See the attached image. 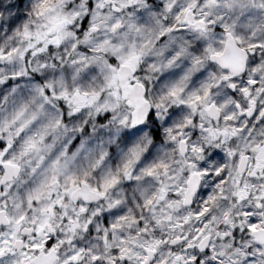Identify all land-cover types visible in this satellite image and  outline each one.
<instances>
[{
	"label": "clouds",
	"instance_id": "clouds-1",
	"mask_svg": "<svg viewBox=\"0 0 264 264\" xmlns=\"http://www.w3.org/2000/svg\"><path fill=\"white\" fill-rule=\"evenodd\" d=\"M262 113L264 0H0V208L58 264H264Z\"/></svg>",
	"mask_w": 264,
	"mask_h": 264
},
{
	"label": "snow or ice",
	"instance_id": "snow-or-ice-1",
	"mask_svg": "<svg viewBox=\"0 0 264 264\" xmlns=\"http://www.w3.org/2000/svg\"><path fill=\"white\" fill-rule=\"evenodd\" d=\"M0 147L3 145L0 144ZM10 163L5 164L0 161V166L7 168ZM4 181L5 177L0 176V184H3ZM26 219L25 215L10 216L6 208H0V264H58V244L50 238L52 228L48 220L45 218L39 224H36L34 220L33 223L36 226L34 229H30L23 227ZM8 225H11L10 230L4 232L2 228ZM21 229L25 234L24 237L20 236ZM251 230H255V225L251 226ZM25 239L31 242L25 243ZM11 256L16 258L9 259L8 257ZM78 259L79 253H76L65 260L64 264H70ZM92 259L96 260L97 257L93 256Z\"/></svg>",
	"mask_w": 264,
	"mask_h": 264
}]
</instances>
